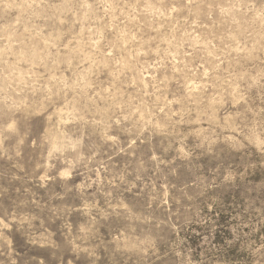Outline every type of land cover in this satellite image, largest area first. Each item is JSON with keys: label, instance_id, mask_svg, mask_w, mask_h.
Masks as SVG:
<instances>
[{"label": "rangeland", "instance_id": "1", "mask_svg": "<svg viewBox=\"0 0 264 264\" xmlns=\"http://www.w3.org/2000/svg\"><path fill=\"white\" fill-rule=\"evenodd\" d=\"M0 264H264V0H0Z\"/></svg>", "mask_w": 264, "mask_h": 264}, {"label": "bare ground", "instance_id": "2", "mask_svg": "<svg viewBox=\"0 0 264 264\" xmlns=\"http://www.w3.org/2000/svg\"><path fill=\"white\" fill-rule=\"evenodd\" d=\"M23 3H24V2H23ZM39 11H40V10H39ZM87 12H88V11H87ZM44 44H45V43H44ZM12 68H13V67H12ZM6 79H7V78H6ZM6 79H5V80H6ZM6 81H7V80H6ZM12 81H13V80H12ZM84 84H85V83H84ZM81 90H82V89H81ZM105 110H106V109H105ZM103 111H104V110H103ZM106 117H107V116H106ZM57 140H58V139H57ZM57 142H58V141H57ZM64 145H65V144H64ZM61 147H62V146H61ZM59 148H60V147H59Z\"/></svg>", "mask_w": 264, "mask_h": 264}]
</instances>
